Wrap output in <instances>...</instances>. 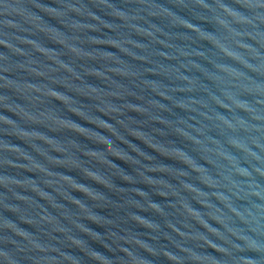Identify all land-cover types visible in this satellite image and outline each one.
<instances>
[{
	"label": "water",
	"instance_id": "water-1",
	"mask_svg": "<svg viewBox=\"0 0 264 264\" xmlns=\"http://www.w3.org/2000/svg\"><path fill=\"white\" fill-rule=\"evenodd\" d=\"M0 264H264V0H0Z\"/></svg>",
	"mask_w": 264,
	"mask_h": 264
}]
</instances>
